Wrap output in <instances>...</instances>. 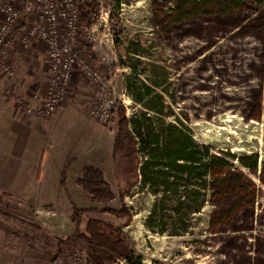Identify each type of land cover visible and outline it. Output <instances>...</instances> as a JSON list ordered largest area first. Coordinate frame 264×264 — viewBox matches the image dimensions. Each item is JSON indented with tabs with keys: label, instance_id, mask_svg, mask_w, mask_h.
Listing matches in <instances>:
<instances>
[{
	"label": "rangeland",
	"instance_id": "obj_1",
	"mask_svg": "<svg viewBox=\"0 0 264 264\" xmlns=\"http://www.w3.org/2000/svg\"><path fill=\"white\" fill-rule=\"evenodd\" d=\"M104 4L115 11L118 41L114 39L113 52L100 43L87 45L89 54L94 65L109 70L112 90L126 107L131 129L139 137L140 122L150 145L140 143L138 155L145 172L140 168L139 179L124 196L131 218L87 211L81 230L88 217L121 227L130 259L111 264H264V0H104ZM90 18L83 19L82 27ZM43 48L32 40L22 49L15 37L12 73L0 72V78L11 84H23L24 91L17 95L13 91L15 104L16 97L29 100L33 86L48 77ZM142 83L151 86L153 95L140 100ZM71 94L79 96L87 113L91 86L82 81ZM90 117L92 123L81 112L66 110L57 119L62 142L46 144L63 148L57 161H65L69 153L78 157L67 169L66 194L27 193L18 198V191L0 183V208L8 213L0 212V263L86 264L80 246H63L56 260L51 259L58 237L73 233L71 201L78 207L120 206L111 161L102 162V169L116 193L114 200L93 202L75 182L90 163L88 155L69 151L82 120L89 122L93 136L97 125L106 123L105 144L112 142L116 130V116L106 122ZM184 135L189 138L185 155L194 156L199 167L195 174L179 172L178 164L190 162L179 160L166 167L162 157L153 155Z\"/></svg>",
	"mask_w": 264,
	"mask_h": 264
},
{
	"label": "built area",
	"instance_id": "obj_2",
	"mask_svg": "<svg viewBox=\"0 0 264 264\" xmlns=\"http://www.w3.org/2000/svg\"><path fill=\"white\" fill-rule=\"evenodd\" d=\"M94 4L98 17L84 28L83 19L91 17ZM111 10L104 0H0V72L12 73L10 57L15 37L22 49H27L32 40L45 49L47 81L33 86L29 100L15 99L29 116L52 114L66 100L74 77L80 75L93 89L88 114L105 122L113 118L118 99L109 70L94 65L87 46L100 43L113 52Z\"/></svg>",
	"mask_w": 264,
	"mask_h": 264
},
{
	"label": "trees",
	"instance_id": "obj_3",
	"mask_svg": "<svg viewBox=\"0 0 264 264\" xmlns=\"http://www.w3.org/2000/svg\"><path fill=\"white\" fill-rule=\"evenodd\" d=\"M249 2H260L261 0H247ZM97 5H92L91 18L88 26L97 19ZM109 22L111 24V31L114 39L117 42L119 36V23L116 21V14L114 10H111ZM21 27V25H20ZM142 91H140L137 98L143 100L146 96L153 95V89L150 85L142 83ZM140 86H137L139 89ZM156 95L155 97H158ZM117 118L116 130L114 135V144L112 150V160L114 165L115 178L118 182V197L120 200L119 207L100 206V207H78L73 201H71L70 219L73 223L74 229L70 236H60L57 239V249L51 259L54 262L57 256L61 253L63 246L75 247L80 246L84 249L86 264H111L117 259H130V250L126 238L123 235L120 226H117L111 221L103 220L95 217H88L84 230H81V220L83 215L87 211H100L106 214L122 217L127 220L131 218L130 209L124 201V196L139 179L140 175V160L138 155L139 145L143 143L144 146H149L148 135L142 134L141 123L137 122L138 134L130 127L129 118L127 116L126 107L121 101H117L116 108L114 110L113 117ZM104 126L106 123L103 124ZM159 136L156 135V141ZM177 141H173L168 147L165 148L160 154H153L155 157H162L166 167L176 165L179 160H185L187 163H180L177 165L179 172H186L189 174H195L199 168L195 166L197 163L194 156L185 155L186 149H188L189 138L184 136H178ZM180 150V151H179ZM175 152V154H171ZM73 160L72 157L68 158L63 170L60 180L61 186L67 192L66 180L67 169ZM125 165L123 169L122 166ZM147 167V165H146ZM206 168L205 165L201 166ZM200 167V168H201ZM141 171L145 172V166L141 168ZM201 176V174H199ZM76 184L81 187L87 194L91 201L96 203L109 202L116 198V193L113 187L106 179L104 172L101 168L87 164L81 169L80 174L75 179ZM0 212H5L0 208ZM5 214H8L5 212ZM32 217L36 216L34 209L30 210ZM33 225H38L35 221L31 222ZM3 264V263H0Z\"/></svg>",
	"mask_w": 264,
	"mask_h": 264
},
{
	"label": "crops",
	"instance_id": "obj_4",
	"mask_svg": "<svg viewBox=\"0 0 264 264\" xmlns=\"http://www.w3.org/2000/svg\"><path fill=\"white\" fill-rule=\"evenodd\" d=\"M43 52L46 57L45 49ZM32 53L34 54V51ZM46 81L47 76L43 80L41 79L40 83L44 84ZM82 81L84 80L80 75L74 77L71 91L66 100L51 115L30 117L25 107L15 104L12 98L13 91H16V95L24 91L23 84L16 82L13 85L8 80L0 78V183L8 184L9 190L18 191L19 194L16 197L23 198L24 195L27 196V193L30 196L35 194L36 197L45 195L51 197L50 193L55 191L66 194L60 184L62 170L68 158L77 159L78 157L75 153H72L73 155L69 153L66 155L65 161L61 159L57 161V153L63 148L58 144L57 148L52 149L46 144H51L52 140L62 142L63 133L57 129L60 124L57 123L59 121L57 119L66 110L79 111L89 119L90 123L93 122L88 112L84 111L79 96L71 94L73 88L79 87ZM86 84L88 83L86 82ZM26 93L29 95V91ZM87 118L85 119L87 120ZM82 121L84 124L81 125L80 135L71 142L69 151L88 155L89 164L101 169L102 162L109 164L111 161L113 164L112 150L115 132H112V142L105 144L108 141L106 127L100 126V123L96 121L99 124L96 127V134L93 136L90 134L93 128L88 126L89 122L86 124L85 120ZM113 174L115 176L114 165ZM58 184L60 186H57ZM90 206L92 205L84 207Z\"/></svg>",
	"mask_w": 264,
	"mask_h": 264
}]
</instances>
